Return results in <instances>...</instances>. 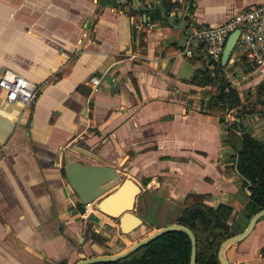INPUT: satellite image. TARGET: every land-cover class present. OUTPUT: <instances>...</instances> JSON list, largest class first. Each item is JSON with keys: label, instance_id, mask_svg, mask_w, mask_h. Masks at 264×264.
<instances>
[{"label": "crops", "instance_id": "obj_1", "mask_svg": "<svg viewBox=\"0 0 264 264\" xmlns=\"http://www.w3.org/2000/svg\"><path fill=\"white\" fill-rule=\"evenodd\" d=\"M258 4L264 0H0V76L11 70L40 86L28 107L8 103L0 88V264L117 253L140 240L130 238L136 233L178 223L189 194L229 207L227 223L247 226L249 191L225 142L242 106L211 109L228 81L211 61L183 51L194 30ZM240 71L247 74L243 64ZM92 76L100 78L96 93ZM230 86L253 110L242 118L246 131L264 141V74ZM69 160L111 166L135 182L142 224L121 234L116 218L86 206L67 180ZM223 254L230 264H264V216Z\"/></svg>", "mask_w": 264, "mask_h": 264}, {"label": "trees", "instance_id": "obj_2", "mask_svg": "<svg viewBox=\"0 0 264 264\" xmlns=\"http://www.w3.org/2000/svg\"><path fill=\"white\" fill-rule=\"evenodd\" d=\"M227 87L228 91H225ZM262 93L264 90H259V94ZM209 106L211 109L219 107L222 111L242 106L238 109L241 121L230 124L225 142L235 150L234 167L241 178V188L249 191L248 201L241 212L248 221L254 213L264 208V141L257 140L246 131L242 118L253 110L243 107L236 90L226 81L222 80L218 93ZM230 212V208L224 205L217 209L206 205L201 195L189 194L186 197L178 223L190 228L196 236V264H220L217 257L220 243L244 229L237 223L238 218L231 225L227 223ZM92 238L105 244V240L97 238L95 233H92ZM190 252L189 236L181 231H169L127 258L91 264H189Z\"/></svg>", "mask_w": 264, "mask_h": 264}, {"label": "water", "instance_id": "obj_3", "mask_svg": "<svg viewBox=\"0 0 264 264\" xmlns=\"http://www.w3.org/2000/svg\"><path fill=\"white\" fill-rule=\"evenodd\" d=\"M185 27L186 22H184V25L180 26L182 29L180 44L182 46L185 45L187 39ZM238 35L239 30L236 29L227 37L221 56L222 66L227 64L234 50ZM198 42V40H193L191 43L194 56L205 57L210 62V58L207 54L197 52ZM65 174L72 189L77 193L83 203H94L97 210L107 216L117 219L118 230L121 234H128L142 224V219L134 212L135 199L141 189L130 178H125L121 181L115 168L105 165H82L76 161L69 160L65 165ZM262 216H264V208L258 210L250 217L247 226L241 232L225 238L220 243L217 252L220 264H230L224 257V248L231 243L240 242L249 236L255 224ZM169 231H181L189 236L191 242L189 264H196V236L190 228L180 223L169 224L158 228L117 253L91 256L80 259L74 264H91L122 260L133 255L147 243Z\"/></svg>", "mask_w": 264, "mask_h": 264}, {"label": "built area", "instance_id": "obj_4", "mask_svg": "<svg viewBox=\"0 0 264 264\" xmlns=\"http://www.w3.org/2000/svg\"><path fill=\"white\" fill-rule=\"evenodd\" d=\"M239 30V35L231 54L234 59L232 67L225 69L221 65V56L227 37L234 30ZM190 40H198L202 44L205 54L210 58L212 66L217 69L216 74L224 76L229 85L238 83L241 78L264 74V4L248 7L233 14L225 22L196 29L190 36L183 53L191 57L193 49ZM241 64L247 69V74L241 75ZM235 66V67H234ZM238 70L240 73H238ZM237 77L235 74H237ZM91 92L99 90L100 78L92 76L89 79ZM0 88L5 91L8 103L19 102L24 106H33L39 95L40 86L30 82L11 70H5L0 76ZM228 91V87L225 89ZM87 203L86 206H90Z\"/></svg>", "mask_w": 264, "mask_h": 264}, {"label": "rangeland", "instance_id": "obj_5", "mask_svg": "<svg viewBox=\"0 0 264 264\" xmlns=\"http://www.w3.org/2000/svg\"><path fill=\"white\" fill-rule=\"evenodd\" d=\"M153 231H149V229H147V230H145L144 231V233H136L133 237H130L132 240H136L137 238H140V239H142L143 237H145V236H147V235H149L150 233H152ZM131 240V241H132Z\"/></svg>", "mask_w": 264, "mask_h": 264}]
</instances>
